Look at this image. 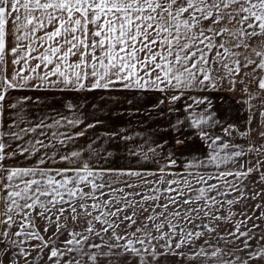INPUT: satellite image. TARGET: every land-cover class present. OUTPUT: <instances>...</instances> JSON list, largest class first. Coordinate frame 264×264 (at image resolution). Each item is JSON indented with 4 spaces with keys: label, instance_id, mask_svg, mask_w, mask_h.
Listing matches in <instances>:
<instances>
[{
    "label": "snow or ice",
    "instance_id": "obj_1",
    "mask_svg": "<svg viewBox=\"0 0 264 264\" xmlns=\"http://www.w3.org/2000/svg\"><path fill=\"white\" fill-rule=\"evenodd\" d=\"M0 264H264V0H0Z\"/></svg>",
    "mask_w": 264,
    "mask_h": 264
}]
</instances>
